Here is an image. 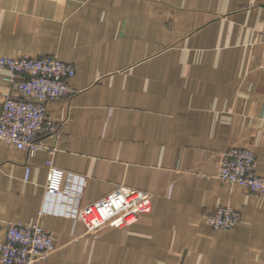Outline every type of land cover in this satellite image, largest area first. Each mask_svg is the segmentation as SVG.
Instances as JSON below:
<instances>
[{"label":"crops","instance_id":"0c3cea01","mask_svg":"<svg viewBox=\"0 0 264 264\" xmlns=\"http://www.w3.org/2000/svg\"><path fill=\"white\" fill-rule=\"evenodd\" d=\"M41 55L72 92L34 155L0 142V241L37 222L38 264H264V194L215 175L232 147L264 174V0H0V56ZM48 159L85 178L76 217L39 214ZM218 204L233 227L206 221Z\"/></svg>","mask_w":264,"mask_h":264},{"label":"built area","instance_id":"2783aa9c","mask_svg":"<svg viewBox=\"0 0 264 264\" xmlns=\"http://www.w3.org/2000/svg\"><path fill=\"white\" fill-rule=\"evenodd\" d=\"M0 66L9 71L5 80L15 90L0 102V142L13 144L32 156L42 148L38 136L54 132L56 123L45 116L47 101L70 92L68 79L74 75L71 63L56 56H0ZM40 215L76 217L79 212L84 176L64 171L48 159ZM256 157L247 148L227 149L215 175L226 182L245 186L264 194V174L255 170ZM28 168L24 177L27 178ZM206 221L217 229H229L239 221V213L230 206L216 205L205 214ZM50 230L37 222L10 221L0 241L2 264H38L54 251Z\"/></svg>","mask_w":264,"mask_h":264}]
</instances>
